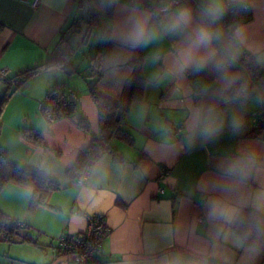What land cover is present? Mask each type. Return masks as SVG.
I'll use <instances>...</instances> for the list:
<instances>
[{"label": "crops", "instance_id": "obj_1", "mask_svg": "<svg viewBox=\"0 0 264 264\" xmlns=\"http://www.w3.org/2000/svg\"><path fill=\"white\" fill-rule=\"evenodd\" d=\"M34 1L0 0V71H7L8 77L53 59L67 57L72 64L73 49L66 52L62 46L76 27L81 9L91 3L38 0L34 7ZM188 2L195 7L198 0ZM248 3V20L242 23L264 41V0ZM97 6L103 10L106 24L97 68L92 73L70 74L55 68L36 75L13 94L1 117L0 150L10 162L41 172L61 188L48 195L46 206L30 212L31 190L9 182L0 192V212L32 229L34 239L42 245L38 249L44 253L41 260L45 264H66L57 248L58 238L86 231L88 216L94 214L105 220L109 230L101 252L92 258L95 264H165L176 256L190 258L200 249L212 251L213 229L205 221L202 202L214 194L211 182L217 179L221 161L248 144L264 149V139L250 136V122L245 123L264 104L246 106L238 133L226 128L218 139L182 150L184 122L179 102L184 99L183 91L214 79L213 74L189 73L181 83L165 80L157 87L146 86L152 69L146 71L143 62L151 49L130 50L106 40L121 13L112 8L108 16L104 0H97ZM117 58L119 70L115 68ZM233 71L242 72L256 87L246 58ZM137 79L142 80V90L133 97L132 85ZM93 84L126 110L123 124L133 143L113 140L111 148L117 159L104 154L84 183L77 185L66 170L99 136L98 111L90 95ZM55 88L73 99L75 112L49 122L41 104ZM4 90L5 82L0 79V96ZM27 132L40 139L28 138ZM260 180L264 182V177ZM215 245L212 264H264L260 250L238 249L219 239ZM26 249L19 251H29Z\"/></svg>", "mask_w": 264, "mask_h": 264}, {"label": "clouds", "instance_id": "obj_2", "mask_svg": "<svg viewBox=\"0 0 264 264\" xmlns=\"http://www.w3.org/2000/svg\"><path fill=\"white\" fill-rule=\"evenodd\" d=\"M104 7L121 13L106 40L130 50L151 49L143 62L146 71L152 69L146 86L157 87L165 80L181 83L189 73L213 74L214 79L183 91L182 150L212 142L226 128L238 133L246 106L264 104V90L233 71L242 58L264 67V41L246 23H223L230 10L248 11V0H198L195 7L188 0H104ZM120 63L117 58L116 70ZM218 168L211 182L214 194L202 202L205 221L213 229V250L200 249L190 258L176 256L165 264H212L215 239L253 251L264 244V149L245 145Z\"/></svg>", "mask_w": 264, "mask_h": 264}, {"label": "trees", "instance_id": "obj_3", "mask_svg": "<svg viewBox=\"0 0 264 264\" xmlns=\"http://www.w3.org/2000/svg\"><path fill=\"white\" fill-rule=\"evenodd\" d=\"M111 12L112 8H108L107 15L109 16ZM225 20L227 25L233 22L242 23L248 20V14L243 11L231 10V12L225 16ZM97 54L98 56L93 61L92 66H90L91 73L97 68L102 52L98 51ZM68 61L69 59H67V57L53 59L46 64L37 65L3 79L5 82V90L0 96V129L2 114L13 94L31 78L47 70L61 68L68 74L77 73V69L72 64L68 63ZM249 64L253 70L256 87L259 88L260 85L264 86V83L260 84L256 81L253 68L255 65L251 63ZM259 70L264 73V70ZM141 90L142 80L137 79L132 85L133 97H138ZM90 95L98 111L99 136L92 140L91 143L80 152L74 164L66 170V174L72 178H76L83 172H90L95 163L104 154H111L117 159L115 151L111 148V142L113 140H118L129 145H132L133 143L130 132L123 124L126 110L118 102L109 99L97 91L94 84L90 86ZM259 111L261 112L260 115H254V113H252V120L245 123L247 124L250 122V136L261 137L264 139V107ZM41 112L44 117L47 112H51L54 120H56L72 115L75 112V104L73 99L67 98L60 88H55L47 92L45 99L41 104ZM25 135L34 140L40 139L38 135L31 132H27ZM9 182H14L31 190L32 198L29 204L30 212H33L38 206H46L48 195L61 188L58 182L45 176L41 172L23 168L11 163L6 154L0 150V192ZM0 242L8 244L29 243L42 249V245L34 239L33 231L28 225H23L1 212ZM259 250L264 253V244H261ZM91 264L95 263L92 262Z\"/></svg>", "mask_w": 264, "mask_h": 264}, {"label": "rangeland", "instance_id": "obj_4", "mask_svg": "<svg viewBox=\"0 0 264 264\" xmlns=\"http://www.w3.org/2000/svg\"><path fill=\"white\" fill-rule=\"evenodd\" d=\"M75 26L67 34L62 50L67 52L72 48V65L77 71L88 73L98 56V50L102 48V32L106 28L104 12L99 10L97 0H91L90 5L87 4L81 9ZM19 248H27L29 251L21 253ZM42 254L44 255L35 246L0 242V264H45L42 261L45 256Z\"/></svg>", "mask_w": 264, "mask_h": 264}, {"label": "built area", "instance_id": "obj_5", "mask_svg": "<svg viewBox=\"0 0 264 264\" xmlns=\"http://www.w3.org/2000/svg\"><path fill=\"white\" fill-rule=\"evenodd\" d=\"M37 5L38 0H35L33 6L36 7ZM229 12H231V10ZM223 23L227 26L225 18ZM253 68L256 81L260 84L264 83V73L256 68V66H253ZM7 76V71H0L1 80L5 79ZM259 88L264 90V86L262 85H260ZM260 113L261 112L258 111L255 112L254 115H260ZM45 118L49 122L54 120L51 112H47ZM88 175L89 172L79 174L75 179L76 184L82 185ZM108 232L109 230L106 226L105 220L101 216L95 214L90 215L88 216V227L86 231L62 234L57 240V247L60 253L66 258V264H91L94 255L101 252L103 239L108 235Z\"/></svg>", "mask_w": 264, "mask_h": 264}]
</instances>
